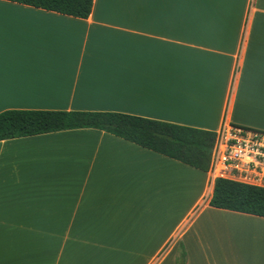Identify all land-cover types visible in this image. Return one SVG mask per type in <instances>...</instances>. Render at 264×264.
<instances>
[{"label": "crops", "instance_id": "crops-1", "mask_svg": "<svg viewBox=\"0 0 264 264\" xmlns=\"http://www.w3.org/2000/svg\"><path fill=\"white\" fill-rule=\"evenodd\" d=\"M0 5V113L264 131V0ZM211 194L206 171L103 131L0 141V264H264V218Z\"/></svg>", "mask_w": 264, "mask_h": 264}, {"label": "trees", "instance_id": "trees-1", "mask_svg": "<svg viewBox=\"0 0 264 264\" xmlns=\"http://www.w3.org/2000/svg\"><path fill=\"white\" fill-rule=\"evenodd\" d=\"M17 4L85 19L91 13L93 0H28ZM77 129L106 132L202 172L208 168L214 140L213 132L122 113L37 110L0 113V141ZM208 203L213 208L264 218L263 189L216 180ZM176 264H185L183 248Z\"/></svg>", "mask_w": 264, "mask_h": 264}, {"label": "built area", "instance_id": "built-area-1", "mask_svg": "<svg viewBox=\"0 0 264 264\" xmlns=\"http://www.w3.org/2000/svg\"><path fill=\"white\" fill-rule=\"evenodd\" d=\"M206 173L209 187L226 180L264 190V131L223 120L214 133Z\"/></svg>", "mask_w": 264, "mask_h": 264}, {"label": "snow or ice", "instance_id": "snow-or-ice-1", "mask_svg": "<svg viewBox=\"0 0 264 264\" xmlns=\"http://www.w3.org/2000/svg\"><path fill=\"white\" fill-rule=\"evenodd\" d=\"M14 2H17V3H27L28 0H14ZM0 7H3V5H0Z\"/></svg>", "mask_w": 264, "mask_h": 264}]
</instances>
